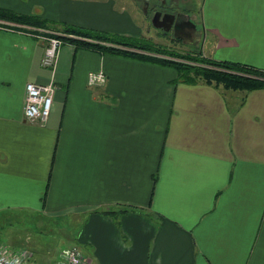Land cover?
I'll list each match as a JSON object with an SVG mask.
<instances>
[{
  "label": "crops",
  "instance_id": "1",
  "mask_svg": "<svg viewBox=\"0 0 264 264\" xmlns=\"http://www.w3.org/2000/svg\"><path fill=\"white\" fill-rule=\"evenodd\" d=\"M123 1L0 0L39 19L0 18V245L25 264H60L71 246L89 264H264V88L177 81L63 32L147 40L149 21ZM201 24L178 44L264 70V0H203ZM48 30L66 36L54 73L41 64ZM51 80L46 121H25V85ZM43 232L70 244L41 247Z\"/></svg>",
  "mask_w": 264,
  "mask_h": 264
},
{
  "label": "trees",
  "instance_id": "2",
  "mask_svg": "<svg viewBox=\"0 0 264 264\" xmlns=\"http://www.w3.org/2000/svg\"><path fill=\"white\" fill-rule=\"evenodd\" d=\"M0 18L39 24V19H31L33 17L15 14L3 8H0ZM63 32L93 40L82 41L69 38L75 45L90 46L102 52L138 57L171 66L177 72V81L194 83L197 80H203L232 90L264 88V70L237 62L212 60L204 57L201 50L182 53L145 39L142 40V38L125 36L119 38L120 35L85 31L71 26L64 27ZM65 37L60 36L62 40ZM100 42L111 43L115 46Z\"/></svg>",
  "mask_w": 264,
  "mask_h": 264
},
{
  "label": "built area",
  "instance_id": "3",
  "mask_svg": "<svg viewBox=\"0 0 264 264\" xmlns=\"http://www.w3.org/2000/svg\"><path fill=\"white\" fill-rule=\"evenodd\" d=\"M48 36H45L44 51L41 59L43 67L50 69L54 73L59 48L63 40L61 33L56 31H47ZM105 75L102 71L89 72L87 76V84L95 86L104 83ZM55 92V85L53 80L45 84H37L28 82L25 85V97L23 104V117L25 121L30 123H44L49 115L53 95ZM62 264H89V260L82 253L78 246H71L64 249ZM26 254L22 251H12L0 245V264H25Z\"/></svg>",
  "mask_w": 264,
  "mask_h": 264
},
{
  "label": "flooded vegetation",
  "instance_id": "4",
  "mask_svg": "<svg viewBox=\"0 0 264 264\" xmlns=\"http://www.w3.org/2000/svg\"><path fill=\"white\" fill-rule=\"evenodd\" d=\"M191 0H143L142 9L159 38L171 42L196 43L202 35V24L188 7ZM148 11V12H147ZM158 16V17H157ZM157 23L159 27H155Z\"/></svg>",
  "mask_w": 264,
  "mask_h": 264
},
{
  "label": "rangeland",
  "instance_id": "5",
  "mask_svg": "<svg viewBox=\"0 0 264 264\" xmlns=\"http://www.w3.org/2000/svg\"><path fill=\"white\" fill-rule=\"evenodd\" d=\"M121 4H123L121 6H124L125 8H129V9L132 6L134 7V13H137L136 14V16H137L136 20L137 21L139 20L140 24H141V22L143 23V21L144 22L148 21L150 14L148 13V15H146L144 13L146 11H144V9H142V7H141L142 5L138 1H136V0H124L123 3H121ZM188 7L192 10V14H194L195 19H197L201 23L203 0H191V3H189ZM144 25H145V28H142V35H143V37L148 38L147 41L158 42L159 45H162L164 47H170L171 49L176 50L178 52H182V53H186V52L194 51V50H200V47H198V49L192 50L191 48H193V47H188V46L183 45V44L180 45V44H178V42L173 43L169 40L162 39V37L159 38L157 41L156 40V37L158 35L156 33L157 30L154 27H151L150 24L148 25V24L144 23ZM147 27H148V29H147ZM120 37H122V36H119V38ZM142 40H144V39H142ZM186 48H188V49H186ZM187 50H189V51H187ZM48 225L49 226H46L45 229H47V230L54 229V231H56L55 226L53 227L51 224H48ZM40 236H42L43 238L46 239L45 242H41V247L51 248L52 250H53L52 247L67 246L70 244L69 241L58 240V238H57L58 235L52 234L51 232H48V233L43 232V234H40ZM80 248L82 251L84 250L82 247H80ZM46 250H49V249H46Z\"/></svg>",
  "mask_w": 264,
  "mask_h": 264
},
{
  "label": "water",
  "instance_id": "6",
  "mask_svg": "<svg viewBox=\"0 0 264 264\" xmlns=\"http://www.w3.org/2000/svg\"><path fill=\"white\" fill-rule=\"evenodd\" d=\"M157 17H158V16H157ZM154 26H155V27H159V25H158L157 23H154ZM60 264H62V262H61Z\"/></svg>",
  "mask_w": 264,
  "mask_h": 264
}]
</instances>
